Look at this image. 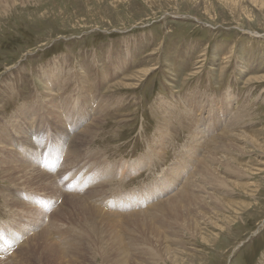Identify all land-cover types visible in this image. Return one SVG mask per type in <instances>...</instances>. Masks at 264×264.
I'll return each instance as SVG.
<instances>
[{"label":"rangeland","instance_id":"obj_1","mask_svg":"<svg viewBox=\"0 0 264 264\" xmlns=\"http://www.w3.org/2000/svg\"><path fill=\"white\" fill-rule=\"evenodd\" d=\"M0 157V264H264V0H0Z\"/></svg>","mask_w":264,"mask_h":264},{"label":"bare ground","instance_id":"obj_2","mask_svg":"<svg viewBox=\"0 0 264 264\" xmlns=\"http://www.w3.org/2000/svg\"><path fill=\"white\" fill-rule=\"evenodd\" d=\"M256 79V78H255ZM49 92V91H48ZM47 92V93H48ZM52 93H51V91H50V93L49 94H47L48 96L49 95H51ZM53 95V94H52ZM87 98V97H86ZM83 100V99H82ZM69 104V103H68ZM52 108H51V112L50 113H52V112H54V110H55V106H51ZM57 110V109H56ZM48 111V110H47ZM57 113L58 112H55L54 113V116H55V118H56V116H57ZM65 116H67L66 114H65ZM53 117V116H52ZM70 117V116H69ZM56 120H59V118L57 117V119ZM57 122V121H56ZM58 124V123H57ZM92 124V123H91ZM89 127V126H88ZM162 133H164V131H161ZM80 133V132H79ZM166 134V133H165ZM194 136H195V134H193ZM199 136V135H198ZM192 137V136H191ZM196 142V141H195ZM217 144V143H216ZM221 144V143H220ZM196 145V144H195ZM211 146V145H210ZM208 148V147H207ZM191 150V149H190ZM195 150V153H196V149H194ZM213 150V149H212ZM225 150V149H224ZM216 151H217V153L219 154V150L218 149H216ZM194 152V151H193ZM213 152V151H212ZM222 152H224V151H222ZM207 153V152H206ZM215 154V153H214ZM70 156V155H69ZM212 156H213V154H212ZM211 156V157H212ZM1 158V157H0ZM226 158V157H225ZM4 159V158H3ZM187 159V158H186ZM1 161V160H0ZM4 161V160H3ZM201 162H204V163H208V165H212L213 164V162H214V160L212 159V162L210 161V159H206V157L205 156H203V160L201 159ZM184 163V162H183ZM204 163H202V164H204ZM1 164V163H0ZM4 165H5V163H4ZM7 165V164H6ZM11 165V164H10ZM10 165H9V163H8V169L6 170L5 169V167L4 166H2V167H4V169H5V171H7L8 172V170H11V167H10ZM138 165H140V164H137L136 166H138ZM16 166H18L17 164H16ZM204 166V165H203ZM13 167H15L14 165H13ZM19 167V166H18ZM27 167H31L30 166V164H28V166H22V168H26L27 169ZM199 168H198V170H197V173L198 172H200V168L202 167V165H201V167L200 166H198ZM183 168H185V167H182L181 168V165L179 166V167H177V168H175V170L174 171H176V170H179L180 172H181V170L183 169ZM208 168V167H207ZM41 169V168H40ZM14 170V173H19L20 172V169L18 170V168H15V169H13ZM24 170V169H23ZM173 170V169H172ZM184 170V169H183ZM35 171V170H34ZM168 171V170H167ZM27 172V171H26ZM11 173H13V171L11 172ZM14 173L11 175V178L12 177H15L16 178V176L14 175ZM21 173V172H20ZM23 173V172H22ZM22 173H21V175H22ZM25 173V172H24ZM196 173V172H195ZM165 175H170V177L169 178H171V179H173L174 178V181L176 180V177H175V175H172L171 173H169V174H165ZM164 175V176H165ZM194 175V174H193ZM22 176H24V175H22ZM27 176V175H26ZM25 176V177H26ZM29 176V175H28ZM181 176V175H180ZM19 176L17 175V178H18ZM21 177V176H20ZM19 177V178H20ZM24 177V178H25ZM41 177H42V175L41 174H39L38 172L36 173V176L34 177L33 176V178L36 180L35 181V184H37V183H39V181H40V179H41ZM168 177V176H167ZM8 179H10L9 177H7ZM16 178V179H17ZM18 178V179H19ZM23 178V179H24ZM165 178V177H164ZM169 178H168V180H169ZM206 178V177H205ZM32 179V178H31ZM30 179V180H31ZM50 179V178H49ZM48 179V180H49ZM20 180V179H19ZM27 180H29V179H27ZM52 181V180H51ZM159 181V180H158ZM13 182V181H12ZM19 182V181H18ZM17 182V183H18ZM29 182V181H28ZM54 182V181H53ZM194 182V181H193ZM13 184V183H12ZM167 184V180H166V178L164 179V181H162L159 185H161V186H163V185H166ZM169 184V183H168ZM18 185H20V184H18ZM189 184H187L186 186H188ZM25 186V185H24ZM27 186V185H26ZM35 186V185H34ZM169 186V185H168ZM41 187V186H40ZM103 187V186H102ZM165 188H168L167 186H165L164 188H161V189H164L165 190ZM194 188L195 189H197L196 188V185L194 184ZM50 189V188H49ZM160 189V190H161ZM5 190V189H4ZM12 190V189H11ZM163 190V191H164ZM147 191H148V189H147ZM147 191L145 190V192H144V194H146L147 193ZM166 191V190H165ZM199 190H196L195 192H198ZM181 192V191H180ZM185 193H186V195H189V192H188V189L186 188L185 189V191H184ZM141 193H142V191H141ZM156 193L157 192H155L154 194L156 195ZM120 194V193H119ZM129 194V193H128ZM151 194V193H150ZM2 195V194H1ZM186 195L185 196H183V194H180V193H178V194H176V196H175V198H174V200H170V201H167L169 204H173L174 203V201L177 203V202H183L182 201V199H183V197H185V198H188V197H186ZM192 195H194V194H192ZM147 198V197H146ZM203 198V197H202ZM71 199L72 200H74V198L73 197H71ZM84 201H87V200H85L84 199ZM197 201V200H196ZM4 202H5V204L7 203L5 200H4ZM88 202V201H87ZM9 203V202H8ZM7 203V204H8ZM12 203V202H11ZM10 203V204H11ZM12 204H14V203H12ZM11 204V205H12ZM73 204L76 206V207H78L79 208V206L80 205H82V206H84V207H81V211L84 213V211H87L86 213L87 214H92V215H94V213H98V212H101V210L99 209V208H97L96 206V208L94 207V206H92L91 204L89 205L88 203H80L79 202V199H75L74 201H73ZM104 204V203H103ZM165 204V203H164ZM167 204V203H166ZM178 204V203H177ZM16 206V205H15ZM74 206V207H75ZM166 206V205H165ZM12 207V206H11ZM157 207V206H156ZM174 207V206H173ZM17 208H19V210H18V212L19 213H22V211L21 210H25L24 209V205H22V203L21 204H18L17 205ZM77 208V209H78ZM142 208V207H141ZM21 209V210H20ZM161 209H162V207H161ZM163 209H164V207H163ZM165 213H166V211H165ZM101 214V213H100ZM142 214H139V213H136V215H134L135 217H137V216H141ZM146 215H149V216H153L154 214H152V213H146ZM146 215H144V216H146ZM96 216V215H95ZM127 216V215H126ZM123 217H125V216H123ZM131 217V216H130ZM125 218H127V217H125ZM88 219V218H87ZM128 219V218H127ZM95 220V219H94ZM137 221H139V219H137ZM31 222H33V221H31ZM126 222V221H125ZM128 222V221H127ZM131 224L133 223V222H130ZM125 224H127V223H125ZM133 224H136V221H134V223ZM36 225V224H35ZM29 227H31V226H29ZM37 227H38V225H37ZM40 227V226H39ZM44 229V228H43ZM38 231H40V230H38ZM25 232V231H24ZM49 232H51V231H49ZM42 234V237H45V234H46V232L45 231H42L41 232ZM36 234V233H35ZM49 234V233H48ZM162 234V233H161ZM47 235V234H46ZM48 237V236H47ZM32 239H33V237H32ZM34 242V244H35V241H33ZM41 243H43L44 244V242H41ZM34 244H33V246H32V248L34 249V247L36 248V245L34 246ZM36 244H37V241H36ZM43 244H41L42 245V248L41 249H43V252H42V254H46V255H49V253H51V255H52V252H54L55 250H56V247H53L54 245L53 244H51V243H45L44 245ZM27 245V244H26ZM28 246H29V244H28ZM18 248H21V247H18ZM66 248V247H65ZM69 248V247H68ZM21 249H23V248H21ZM61 249V248H60ZM20 250V249H19ZM26 253L28 252V250H31V248H28V250L27 249H23ZM23 250H21L19 253H21ZM36 250V249H35ZM32 251V250H31ZM30 252V251H29ZM56 252H57V250H56ZM12 253V252H11ZM24 254V253H23ZM29 255H30V253H29ZM35 255V254H34ZM55 255V254H54ZM8 256V255H7ZM13 256L14 255H12V258H13ZM62 256V255H61ZM60 256V257H61ZM2 257V256H1ZM16 257V256H15ZM24 257H25V255H24ZM60 257H59V259H60ZM9 258H11V255H10V257ZM28 258V257H27ZM46 258H48V257H46ZM7 260H8V258H6ZM6 259H3V261L4 260H6ZM28 259H30V258H28ZM44 259H45V257H44ZM11 260V259H10ZM41 260V259H40ZM1 261L2 260H0V263H1ZM21 261V260H20ZM50 262V261H49ZM14 263H15V261H14ZM6 264V263H5ZM16 264V263H15ZM48 264H50V263H48Z\"/></svg>","mask_w":264,"mask_h":264}]
</instances>
